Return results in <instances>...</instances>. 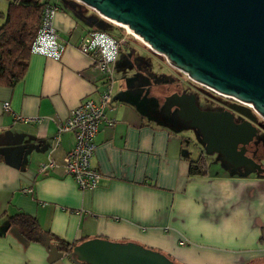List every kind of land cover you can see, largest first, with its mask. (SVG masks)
Returning a JSON list of instances; mask_svg holds the SVG:
<instances>
[{
	"label": "crops",
	"instance_id": "0c3cea01",
	"mask_svg": "<svg viewBox=\"0 0 264 264\" xmlns=\"http://www.w3.org/2000/svg\"><path fill=\"white\" fill-rule=\"evenodd\" d=\"M67 1V11L50 2L59 8L54 27L68 43L62 58L32 53L25 78L0 86V264H78L57 250L47 232L70 243L134 242L182 264L264 263V175L213 172L209 164L208 176H190L183 138L155 124L138 83L115 79L129 37L83 31L75 9L92 8ZM92 32L127 44L115 64L114 96L105 112L115 126L102 124L96 137L92 163L102 181L83 192L65 167L76 134L59 133L58 124L85 100L98 101L106 88L93 58L80 49ZM20 214L37 220L47 236L43 244L10 227L9 218Z\"/></svg>",
	"mask_w": 264,
	"mask_h": 264
},
{
	"label": "water",
	"instance_id": "95a60500",
	"mask_svg": "<svg viewBox=\"0 0 264 264\" xmlns=\"http://www.w3.org/2000/svg\"><path fill=\"white\" fill-rule=\"evenodd\" d=\"M74 1L127 26L190 80L252 105L264 119V0ZM163 109H177L180 119L201 132L208 150L232 166L263 169L246 155L259 132L250 108L235 109L249 119L241 124L230 111H203L194 94L174 93ZM74 255L86 264H175L140 244L101 238L77 245Z\"/></svg>",
	"mask_w": 264,
	"mask_h": 264
},
{
	"label": "rangeland",
	"instance_id": "374dc122",
	"mask_svg": "<svg viewBox=\"0 0 264 264\" xmlns=\"http://www.w3.org/2000/svg\"><path fill=\"white\" fill-rule=\"evenodd\" d=\"M50 2L58 3L59 7L65 11L69 10L68 5L70 3L67 0H50ZM9 3V0H0V14L7 13ZM77 3L79 4V2ZM75 13L78 17L79 27L83 28V31L95 28L99 31L110 32L117 37L122 34L129 37V45L122 52L123 56L118 64L120 67L115 72V79L117 78L116 81L119 83L127 81L131 83V86L139 84L141 89L140 100L144 97L143 108L148 114L150 112L154 114L152 120L155 124L167 127L179 138H183L186 150H181L182 155L187 151L192 161L197 160L201 154L204 155L213 172L220 173L221 170L234 174H248L250 172L248 169L232 166L221 154L209 151L201 132L192 127L190 122L180 119L177 109H173V113L171 112L169 115L163 109L166 97L174 93L197 94V104L203 111H212L211 108L220 107L215 100L221 103L227 96L217 95L218 93H214L211 89L193 82L186 74L169 65L163 56L154 53L147 47L148 45L135 38L128 29L103 17L100 18L94 10L79 7L75 9ZM2 24L3 20L0 18V26ZM126 76L128 77L125 78ZM252 110L254 111L253 108ZM255 115L259 117V133L251 145L249 154L264 167V119L256 112ZM257 174L264 175V170L257 172ZM196 250H200V248H196Z\"/></svg>",
	"mask_w": 264,
	"mask_h": 264
},
{
	"label": "built area",
	"instance_id": "2783aa9c",
	"mask_svg": "<svg viewBox=\"0 0 264 264\" xmlns=\"http://www.w3.org/2000/svg\"><path fill=\"white\" fill-rule=\"evenodd\" d=\"M59 11V8L54 5H48L45 8L42 25L39 33L33 42V47H45L49 44V40L46 37L51 36L54 38L55 51L57 56L50 57L56 60H60L67 49L68 43L62 39L59 33L54 27V19ZM43 31V37L41 33ZM96 33L92 32L86 36L80 44L81 51L93 58L95 68L105 76L106 88L100 94L98 101L91 99L85 100L77 108L73 109L68 118L58 124V132H74L76 134V145L68 152L65 158V167L69 176H71L78 184L80 190L83 192L96 190L102 181L101 174L93 166V158L95 156L97 144L96 137L99 133L102 124H107L111 127L115 126V122L107 119L105 114L109 103L114 96V69L115 64L119 57L120 49L127 44L125 38H115L105 33L112 41L115 42V56L114 59L109 61L106 59L104 49H107L109 53L113 51V45L105 43L104 49L100 46H93V40L96 37ZM104 33V32H99ZM54 54V48L51 49ZM252 107V105H250ZM5 110L10 111V104L6 102L4 104ZM253 108V107H252ZM20 121L25 123L41 122L42 118H19ZM54 166V162L45 164L41 170Z\"/></svg>",
	"mask_w": 264,
	"mask_h": 264
},
{
	"label": "trees",
	"instance_id": "16d2710c",
	"mask_svg": "<svg viewBox=\"0 0 264 264\" xmlns=\"http://www.w3.org/2000/svg\"><path fill=\"white\" fill-rule=\"evenodd\" d=\"M9 1L7 13L0 14L3 20L0 26V86L4 87H13L25 78L32 55V45L41 28L45 8L51 5L50 0ZM189 175L193 177L209 175V163L204 155L190 161ZM9 221L10 227L20 229L21 235L29 242L43 244V239L47 237L41 232L37 220L28 214L12 216ZM46 234L55 240L59 252L72 255L78 264H86L77 260L74 248L87 240L70 243L51 232ZM161 253L175 264H182L170 254Z\"/></svg>",
	"mask_w": 264,
	"mask_h": 264
},
{
	"label": "flooded vegetation",
	"instance_id": "af4514ba",
	"mask_svg": "<svg viewBox=\"0 0 264 264\" xmlns=\"http://www.w3.org/2000/svg\"><path fill=\"white\" fill-rule=\"evenodd\" d=\"M214 93H215V92H214ZM195 95H196V97H197V94H195ZM217 95H219V94H217ZM206 97H207V98H211L210 96H206ZM222 101H223V102L219 103L218 101L215 100V102H217V103L219 104L220 107L215 108V109L211 108L212 111H221V112H222V111H230V112H232L233 115H234V120H235V122H236L237 124H241V123H245V122L249 121V119H248L247 117L241 115L239 112H237V111L235 110L237 107H242V106H245V107L250 108V109L252 110V108H251L249 105L244 104V103H242V102H240V101H238V100H236V99H234V98H232V97H226V98H224V100H222ZM200 108H201V107H200ZM252 111H253V110H252ZM253 113L255 114L254 111H253ZM255 116H256V118H257V122L254 123V125L257 126V128H258V130H259V127H258L259 117H257V115H255ZM258 133H259V132H258ZM251 145H252V143H251L249 146H247V149H246V155H247V157L253 159L257 164H259V163L255 160V158L252 157V156L249 154V151H251V148H252ZM259 165H261V164H259ZM261 166H262V165H261ZM243 168L248 169L249 171L252 169L251 166L243 167ZM262 168H263V169H262L261 171L264 170V167H263V166H262ZM256 172H260V171H256Z\"/></svg>",
	"mask_w": 264,
	"mask_h": 264
},
{
	"label": "clouds",
	"instance_id": "9594fccd",
	"mask_svg": "<svg viewBox=\"0 0 264 264\" xmlns=\"http://www.w3.org/2000/svg\"><path fill=\"white\" fill-rule=\"evenodd\" d=\"M43 31L44 30H42L41 37H43ZM46 39L49 40V44L47 45V48H45L43 46H41V47L34 46L33 47V55L46 54V55H48L50 57L58 55V53L55 51L54 38L51 37V36H48V37H46ZM105 43L113 45V51L111 53H109L107 51V49H104V44ZM93 46H100L102 49H104L107 60L111 61V60L114 59V56H115V42L112 41L111 38L108 37L105 33H99V32L96 33V37L93 40ZM53 48H54V54L51 51V49H53Z\"/></svg>",
	"mask_w": 264,
	"mask_h": 264
},
{
	"label": "bare ground",
	"instance_id": "6f19581e",
	"mask_svg": "<svg viewBox=\"0 0 264 264\" xmlns=\"http://www.w3.org/2000/svg\"><path fill=\"white\" fill-rule=\"evenodd\" d=\"M104 19H106V20H108V21H111L112 23H115V24H117V25H119V26H121V27H123V28H126V29H128L129 30V32L135 37V38H137L138 40H140V41H142L144 44H146V45H148L147 43H145L143 40H142V38L140 37V36H138L137 34H135L130 28H128L127 26H124V25H121V24H119V23H117V22H114V21H112V20H110V19H107V18H104ZM149 46V45H148ZM150 47V46H149ZM174 68V67H173ZM221 95V94H220ZM223 96V95H222ZM250 106V105H249ZM251 107V106H250Z\"/></svg>",
	"mask_w": 264,
	"mask_h": 264
}]
</instances>
